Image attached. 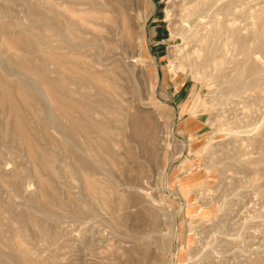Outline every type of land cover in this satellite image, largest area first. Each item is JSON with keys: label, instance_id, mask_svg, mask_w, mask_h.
<instances>
[{"label": "rangeland", "instance_id": "obj_1", "mask_svg": "<svg viewBox=\"0 0 264 264\" xmlns=\"http://www.w3.org/2000/svg\"><path fill=\"white\" fill-rule=\"evenodd\" d=\"M52 4L0 0V260L264 264V0H111L113 72L55 49Z\"/></svg>", "mask_w": 264, "mask_h": 264}, {"label": "bare ground", "instance_id": "obj_2", "mask_svg": "<svg viewBox=\"0 0 264 264\" xmlns=\"http://www.w3.org/2000/svg\"><path fill=\"white\" fill-rule=\"evenodd\" d=\"M50 1V0H49ZM59 1H60V3H59ZM133 1V0H132ZM136 1V0H135ZM184 1H186V0H184ZM52 2V1H51ZM50 2V3H51ZM176 2H177V0H176ZM180 2V1H179ZM181 2H183V1H181ZM188 2H190V1H187V3ZM32 3V2H31ZM49 3V2H48ZM53 3H54V6H53V4H52V6L53 7H55L54 9H55V11H53L52 12V16L50 17V19H49V23H48V25H49V29H47L48 31H50V32H52L51 34H52V36L54 37V38H56V48L55 49H61L62 50V48H66V50L68 49L70 52L69 53H72V51L74 52V53H72V55H74V57L73 58H75L76 60H77V62L79 63V64H83V65H85V66H92V67H95V66H99L101 69H103V70H105V71H107L108 70V72H113L114 71V69H112V67H114V64H115V62H116V60H117V58H116V53L117 52H114L113 51V47L111 48L110 47V43H112L110 40H112L111 38L113 37V39L117 36V35H119V33H117V30H116V28L117 27H115L116 26V24H112V23H109V21L111 20L110 18H111V16H109L110 14H108V12H112V11H114L113 10V8H112V6H111V0H53ZM184 3H186V2H184ZM183 3V4H184ZM187 3H186V5H187ZM191 3V2H190ZM58 4H60V5H58ZM178 4H180V3H178ZM33 5V4H32ZM64 5V6H63ZM133 5H134V3H133ZM186 5H181L180 4V6H182V8L184 7V6H186ZM189 5V4H188ZM34 6H39V5H37V4H35ZM51 5H49V8L51 9V7H50ZM60 6H62V7H65L64 9H65V12L67 11V16H65V15H63V13H61L59 10H60ZM135 6V5H134ZM191 6V5H190ZM33 7V6H32ZM178 7V9H179V6H177ZM40 8V7H39ZM181 8V9H182ZM186 8V7H185ZM189 8V7H188ZM196 8V7H195ZM36 9V7L34 8V11H36L35 10ZM62 9L63 8H61V11H62ZM191 9V8H190ZM183 10V9H182ZM181 10V11H182ZM185 10V9H184ZM183 10V11H184ZM51 11H52V9H51ZM50 11V12H51ZM64 11V10H63ZM49 12V13H50ZM73 13L72 14V16L74 15H76L75 17H77V19H78V17L80 18V19H78V20H76V21H78V22H80V24H74V20L73 19H71V17H69L68 15H69V13ZM188 12H190L189 10H188ZM175 13H177L176 11H175ZM32 14V13H31ZM66 14V13H65ZM38 15H40L39 13H38ZM51 15V14H50ZM174 15V14H173ZM186 15H187V13H186ZM73 16V17H74ZM178 17V16H177ZM197 18H198V16H197ZM200 18H201V16H200ZM181 19V18H180ZM80 20V21H79ZM196 20V19H195ZM199 20V19H198ZM75 21V22H76ZM130 21V20H129ZM178 21H180V20H178ZM197 21V20H196ZM40 23V22H39ZM180 23V22H179ZM182 23V22H181ZM180 23V24H181ZM187 23V22H186ZM193 23H195L194 22V20H193ZM42 23H40V25H41ZM130 24V23H129ZM192 24V23H191ZM191 24H190V26H191ZM183 25V24H182ZM187 25H188V23H187ZM195 25H196V23H195ZM198 25V24H197ZM38 26V25H37ZM47 26V25H46ZM118 26V25H117ZM189 26V25H188ZM190 26H189V28H190ZM44 27V26H43ZM65 27H69V28H71L72 27V30L70 29H68L69 30V34H71L70 33V31H72V33H74V38H75V40L74 39H72L70 36H68V35H66L65 34ZM134 28V27H133ZM40 29V28H39ZM47 30H46V32H47ZM66 30H67V28H66ZM97 30H99V31H97ZM22 31V30H21ZM138 31V30H137ZM139 31H140V28H139ZM191 31V33H192V30H190ZM189 31V32H190ZM196 31V30H195ZM199 31V30H198ZM45 32V33H46ZM49 32V33H50ZM98 32V33H97ZM176 32H177V30H176ZM181 32V31H180ZM24 33H26V31L24 32ZM137 33V35H138V33L139 32H136ZM187 33V32H186ZM190 33V34H191ZM23 34V33H22ZM29 33H26V34H23V35H28ZM31 34V33H30ZM47 34V33H46ZM140 34V33H139ZM189 34V33H188ZM195 34V33H194ZM193 34V35H194ZM198 34V33H197ZM197 34L196 35H194V36H197ZM21 36L22 38L24 37V36ZM90 35V36H89ZM137 35H136V37H137ZM141 35V34H140ZM184 35V34H183ZM205 35H206V33H205ZM181 36V35H180ZM30 37V36H29ZM184 37H186V36H184ZM192 37V36H191ZM202 37V36H201ZM31 38V37H30ZM34 38V37H33ZM36 38V37H35ZM52 38V37H51ZM140 38V37H139ZM183 38V37H182ZM29 39V38H28ZM199 39V38H198ZM27 40V39H26ZM33 40V39H32ZM32 40H29L30 42H28V43H32L33 41ZM74 40V41H73ZM187 39H185V41H186ZM193 40V39H192ZM32 41V42H31ZM36 41H38V40H36ZM99 41V42H98ZM189 41V40H188ZM203 41H204V39L202 40V43H203ZM8 43V42H7ZM38 43V42H37ZM184 44H185V42H183ZM190 43V42H189ZM188 43V44H189ZM194 43H196V42H194ZM198 43V42H197ZM202 43H200V44H202ZM207 43V42H206ZM55 44V43H54ZM191 44H192V42H191ZM32 45H34V44H32ZM35 45H36V43H35ZM196 45V44H195ZM203 45V44H202ZM115 46V45H114ZM198 46V45H197ZM16 47V46H15ZM34 47H36V46H34ZM31 48H33V47H31ZM93 48V49H92ZM185 48H186V46H185ZM91 49V51L93 50L94 51V49H96V52H94V53H92V54H90L89 53V50ZM192 49H194V48H192ZM198 49V48H197ZM209 49V48H208ZM64 50V49H63ZM116 50V49H115ZM118 50V49H117ZM191 51V50H190ZM210 51V50H209ZM200 52V51H199ZM207 52H208V50H207ZM194 54V53H193ZM133 55V54H132ZM195 55V54H194ZM193 55V56H194ZM209 55V54H208ZM207 54H206V56H208ZM205 56V57H206ZM183 57H185V56H183ZM209 57V56H208ZM197 58V57H196ZM186 59H187V57H186ZM205 59V58H204ZM203 59V60H204ZM208 59V58H207ZM184 60V59H183ZM182 60V61H183ZM186 62V61H185ZM184 62V63H185ZM200 62V61H199ZM204 62H206L207 63V61L205 60ZM187 63V62H186ZM205 63V64H206ZM193 64H194V61H193ZM201 65V64H200ZM196 66V65H195ZM84 67V66H83ZM205 67V66H204ZM203 67V68H204ZM85 68V67H84ZM116 68V67H115ZM194 68V67H193ZM199 68V67H198ZM201 68V67H200ZM199 68V69H200ZM208 68V67H207ZM61 69H62V67H61ZM87 68H85L84 70H86ZM199 69H197V70H199ZM10 70V69H9ZM88 70V69H87ZM86 70V71H87ZM90 70H88V72H89ZM201 71V70H200ZM116 72V71H115ZM114 72V73H115ZM197 72H199V71H197ZM66 73V72H65ZM65 73H64V75H65ZM68 74H69V72H67ZM66 73V74H67ZM113 74V73H112ZM6 75V74H5ZM17 75V74H16ZM7 76H9V75H7ZM157 76V75H156ZM17 77H20V75L19 76H17ZM88 77V76H87ZM89 78V77H88ZM116 78V77H115ZM114 78V79H115ZM158 78V77H157ZM24 80V79H23ZM89 80H91V78H89ZM95 80H96V78H95ZM17 82H19V80H17ZM22 82V80L20 81V83ZM23 84H24V86L25 85H27V83L25 84V81L24 82H22ZM93 83V82H92ZM102 83V82H101ZM103 84H105V83H103ZM108 84H106L105 85V87H107L106 89H108L109 87L107 86ZM110 85V84H109ZM111 85H113V84H111ZM1 86V85H0ZM20 86H22L21 84H20ZM37 86V85H36ZM36 86H33V87H35V88H33L31 85L29 86V85H27V87L28 88H31L32 90H33V93L35 94L34 96L36 97V103H38L39 105V107L40 108H42L43 109V111L47 114V117H46V119L47 118H49V120L51 121V123H55L54 122V118H52V113H51V108H50V106H49V104H50V98H49V96H48V94L47 93H45L44 91H42V90H39V89H37V87ZM93 86H95V85H93ZM3 87V86H2ZM104 87V88H105ZM113 87V86H112ZM39 88H41V87H39ZM96 88V87H95ZM114 88H116V87H114ZM42 89V88H41ZM53 89H54V91H56V92H60L61 90H62V87L61 86H54L53 87ZM64 89V88H63ZM118 89V92H119V88H117ZM25 90V89H24ZM44 90V89H43ZM95 90H97L98 92H99V90L98 89H95ZM111 90H113V88L111 89ZM104 91V90H103ZM106 91V90H105ZM104 91V92H105ZM108 91L110 92V90L108 89ZM3 92H4V90H3ZM62 92V91H61ZM64 93H65V91H63ZM102 92V91H101ZM100 92V93H101ZM112 92V91H111ZM113 92H114V90H113ZM112 92V94L114 95V93ZM103 93V92H102ZM125 94V93H124ZM33 95V94H32ZM105 95V97L107 98V96H108V94H104ZM107 95V96H106ZM112 95V96H113ZM3 96H5V94H3L2 95V97ZM30 96V95H29ZM100 96V95H99ZM31 97H33V96H31ZM110 97V96H109ZM114 97H116V96H114ZM120 97V96H119ZM122 98V97H121ZM118 99V98H117ZM124 99V98H123ZM12 100V99H11ZM10 100V101H11ZM102 100V99H101ZM104 100V99H103ZM110 100V102H111V100H112V98H110L109 99ZM9 101V102H10ZM44 101H46V102H48L49 104H45L44 103ZM50 101V102H49ZM98 101V100H97ZM115 101H118V100H116V98H115ZM120 101H122V100H120ZM98 102H100V99H99V101ZM53 103V102H52ZM106 103H108V102H106ZM122 103H123V101H122ZM9 104V103H8ZM104 104V103H103ZM109 104V103H108ZM46 105H48L49 107L48 108H50V110L47 108V106ZM101 105H102V102H101ZM116 105V104H115ZM12 109H14L15 110V105L14 104H12V102L10 103V105H9ZM105 106H103V108H104ZM103 108H101L102 109V111H105ZM107 108V107H106ZM112 108V107H111ZM125 108V107H124ZM100 109V107L98 108V110ZM117 110V109H116ZM107 111V110H106ZM44 112L42 113V114H44ZM53 112V111H52ZM114 112V111H113ZM124 113V111H121V113ZM19 116H21V114H19ZM46 116V115H45ZM99 116H100V114H99ZM114 117H112V119H113ZM116 119V118H115ZM48 120V121H49ZM109 120H110V118H109ZM47 121V120H46ZM110 121H112V120H110ZM114 121V120H113ZM112 123V122H111ZM51 125V124H50ZM54 125V124H53ZM58 128H59V126H58ZM57 128V134H60V137H62L61 135H63V132H61L59 129ZM56 129V128H55ZM64 129V128H63ZM20 130H21V137H25L24 136V131H23V128L21 127L20 128ZM54 130V129H53ZM55 131V130H54ZM64 131H66V130H64ZM59 136V135H58ZM69 138V137H68ZM70 141V140H69ZM71 142V141H70ZM67 143H68V141H67ZM68 144H70V143H68ZM73 145V144H72ZM77 147V146H76ZM74 148V147H73ZM76 149V148H75ZM77 149H79V148H77ZM40 150V149H39ZM87 151H88V149H86ZM86 151V152H87ZM93 151V150H92ZM79 153L80 152H82L81 150L80 151H78ZM0 153H2L1 155H0V166H2L3 165V167H5L8 163H9V160L10 159H8V157L3 153V152H0ZM7 153V152H6ZM84 153V152H83ZM91 153V152H90ZM94 153V152H93ZM87 154V153H86ZM88 154H89V151H88ZM33 155H34V153H33ZM93 156V155H92ZM38 157V156H37ZM88 157H91V156H88ZM82 159V158H81ZM2 160V161H1ZM31 161V160H30ZM84 161V160H83ZM86 161V160H85ZM84 161V162H85ZM88 165V164H87ZM89 167V166H88ZM7 168V167H6ZM93 168V167H92ZM0 171H3L2 170V168L0 167ZM3 169H5V168H3ZM90 170V169H89ZM91 172H89V174H87L86 176H88V178H90L91 176H92V179H94V177H93V175H95V174H97V170L94 168V169H91L90 170ZM5 172V171H4ZM2 174H3V172H2ZM109 174V173H108ZM4 175H5V173H4ZM32 175V174H31ZM96 176V175H95ZM35 179V178H34ZM90 181H94V180H91V178L89 179ZM96 180V179H95ZM34 180H32L31 182H33ZM54 202V204H55V202H57V201H53ZM60 202V201H59ZM45 204V203H44ZM47 204V203H46ZM45 204V205H46ZM57 204V203H56ZM60 204H61V202H60ZM49 205V204H48ZM53 205V204H52ZM58 205V204H57ZM11 206V205H10ZM40 206V205H39ZM43 206V205H42ZM47 206V205H46ZM50 206V205H49ZM58 207V206H57ZM43 208H45L44 206H43ZM51 208H54V206L52 207L51 206ZM11 209V208H10ZM46 209H48V207L46 208ZM50 209V208H49ZM48 209V210H49ZM55 209V208H54ZM42 210V209H41ZM51 211H55V210H51ZM42 212H45V210L43 211L42 210ZM48 212L49 211H47V213L46 214H44V216L43 217H45L46 215H48ZM49 215H50V213H49ZM46 216V218L47 219H50L51 220V218H49L50 216ZM53 216V215H52ZM56 216V215H55ZM31 219V218H30ZM46 219V220H47ZM37 221V220H36ZM55 221V220H54ZM42 223V222H41ZM43 224V223H42ZM47 224V223H46ZM50 228V227H49ZM51 230V229H50ZM52 231V230H51ZM47 232V231H46ZM58 232V231H57ZM62 236H64V235H62ZM138 236V235H137ZM47 239V238H46ZM51 239H52V241H51ZM128 239V238H127ZM136 240L135 241H139L140 239H143L142 237H137V238H135ZM129 240V239H128ZM47 240H45L44 242H46ZM131 241V240H130ZM50 243H49V245H48V247H47V249L44 247V248H42V249H33V251H29L30 253L29 254H31V255H33L36 259H38V258H40L41 259V257H43V255H42V253L44 252V251H48V252H50L52 255H50V256H52V258L53 257H55L56 255H57V251H52L49 247L50 246H52V245H54L55 243H56V241H55V237H52V238H50V241H49ZM60 242V241H59ZM133 242H134V240H133ZM48 244V243H47ZM58 245V244H57ZM56 245V246H57ZM134 247V246H133ZM56 248V247H55ZM54 248V249H55ZM60 248H62V247H60ZM59 251V250H58ZM53 252H54V254L56 253V255L54 256V254H53ZM0 255L3 257V255L0 253ZM4 255H6V254H4ZM6 257V256H5ZM24 257V256H23ZM58 257V256H57ZM59 258V257H58ZM57 258V259H58ZM35 259V260H36ZM42 259H44V258H42ZM42 259L40 260V261H42ZM60 259V258H59ZM15 260V259H14ZM39 260V259H38ZM16 261V260H15ZM58 260H56L55 262H56V264L58 263L57 262ZM39 262V261H38ZM43 262H44V260H43ZM13 262H11L10 264H12ZM0 264H8L7 262H5L4 260H0ZM13 264H15V263H13ZM59 264V263H58Z\"/></svg>", "mask_w": 264, "mask_h": 264}]
</instances>
